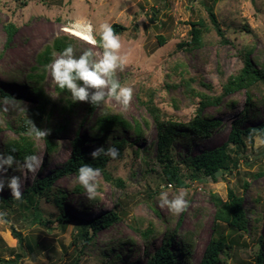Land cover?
I'll return each mask as SVG.
<instances>
[{
	"label": "rangeland",
	"instance_id": "obj_1",
	"mask_svg": "<svg viewBox=\"0 0 264 264\" xmlns=\"http://www.w3.org/2000/svg\"><path fill=\"white\" fill-rule=\"evenodd\" d=\"M210 10L220 23L225 40L215 29ZM76 20L91 23L94 31L104 23L126 26L120 37L121 52L127 55L128 62L116 70L115 78L133 89L132 100L124 108L108 96L94 112L89 110L90 103L79 102L68 115L66 128L54 135L59 144L57 150L48 153L44 138L35 141L36 154L43 163L37 173L25 174L22 194L36 178L64 165L72 155L76 136L84 139L82 146L89 151L124 139L123 155L108 163L114 180L101 172L94 200L87 197L82 187L75 189L79 185L75 173L58 180L56 185L68 192L64 205L73 220L67 223L56 221L59 210L49 199L42 198L38 203L47 220L44 223L32 214L33 209L26 202L6 204L1 196L12 197L10 189L0 192V264H146L161 244L164 231L168 226L177 227L179 220L181 233L188 229L197 231V246L190 264H199L208 240L220 232L229 245L221 264H256L259 253L264 252V148L257 150L247 140L237 167L230 172L220 173L217 180L208 177L203 181L188 180L189 186H176L166 179L157 163V126L146 103L153 98L168 118L189 121L196 114L198 98H189L183 85L167 84H178L193 76V87L219 95L222 84L243 67L246 51L251 50V57L264 61V0H0V90L13 94L0 100V151H4L8 139L18 138L22 120L30 118V109L35 106L26 75L35 64L38 51L55 37L69 35L76 41L77 54L88 49L98 56L102 54L99 45L90 44L72 31ZM9 23L16 27L10 38L6 29ZM195 25L202 28V38L190 47L185 43L192 42ZM45 88L58 100L50 70ZM251 93L253 98L248 104L245 91H240L209 106L206 114L222 119V126L211 137L175 141L176 160L222 144L235 122L242 128L264 124V82L255 85ZM233 100L238 101L236 106L230 105ZM106 110L134 124L140 120L144 136L138 138L133 128L119 124L108 131L102 142L89 141L97 115ZM84 117L87 121L82 124ZM54 120L63 122V115L55 112ZM231 148L232 156H236L237 147ZM184 170L189 175L187 167ZM7 175L20 173L9 169ZM120 179L122 182L117 183ZM162 186L170 199L178 190L187 191L185 211L174 216L167 206L160 207ZM230 188L244 199L249 229L241 231L220 222L215 233L217 208L212 195L227 200ZM111 209L120 211L122 219L102 229L94 242L78 245L76 220L90 219ZM153 224L159 234L147 245L138 230ZM13 229L22 234V242L14 236ZM179 246L178 241L173 248Z\"/></svg>",
	"mask_w": 264,
	"mask_h": 264
},
{
	"label": "trees",
	"instance_id": "obj_2",
	"mask_svg": "<svg viewBox=\"0 0 264 264\" xmlns=\"http://www.w3.org/2000/svg\"><path fill=\"white\" fill-rule=\"evenodd\" d=\"M210 16L216 31L225 40V34L220 26V23L216 19V16L212 10H210ZM203 24V23H202ZM113 30L117 34H121L126 30V26L120 23H113L111 25ZM9 38L16 30L14 24L9 23L6 25ZM192 42L185 43L187 46L195 45L201 41L202 28L196 25L192 29ZM98 40V37H97ZM76 41L69 35H62L55 37L51 42L47 43L35 56V64L30 67L27 73V82L31 86L32 93L35 97V106L30 109L31 116L29 119H23V124L19 126L18 138H10L6 141L4 151L15 150L14 155L18 159H23L25 155L36 154L35 141L30 139L27 135L29 129L35 124L36 127L46 130L47 136L44 137L47 143V152L52 153L57 150L59 144L54 139V135L59 133L60 130L66 128L68 124V115L74 112L78 103H72L70 98H67V93L56 87L59 98L54 100L50 94L46 91L45 81L47 77L46 66L52 62L56 53L63 51L69 44L74 45ZM97 45H99L97 43ZM251 50L245 52L244 65L234 75H231L222 84V94L211 95L204 91L198 90L193 87L195 78L185 77L178 84H167L170 87H178L183 85L185 94L189 98H198L196 106L195 116L186 122L176 121L168 118L167 115L159 108L153 101V98L146 103L151 116L157 126V163L162 168L166 179L176 186H189L188 180L203 181L208 177L217 180V172L224 174L230 172L231 169L237 167L242 154V148L245 147L249 134L252 132H264V124L257 126H250L246 128L239 127L238 122L231 127L227 139L220 145L211 149L203 150L198 154L187 155L179 161L174 156V142L177 140L192 141V139H200L204 137H211L212 134L218 130L222 124V119L215 118L206 114V110L209 106L219 104L224 96L233 95L240 91L246 93V104L252 101V88L264 82V61H260L258 58L251 57ZM201 83V82H200ZM211 87L210 84H203ZM10 95L6 91L0 90V100L2 98L7 99ZM238 101L233 100L230 102L231 106H236ZM97 107L90 104L89 110L94 112ZM246 108V107H245ZM58 112L63 115V122H57L54 120V114ZM87 121L83 118L82 124ZM144 123L148 125L147 119ZM122 124L125 128H133L137 132V137L144 136V127L140 120H136L131 123L130 121L118 117L113 112L106 110L97 115L95 122L92 125L91 136L88 139L91 142H102L105 137L108 136V131L113 127ZM84 139L81 136H76L73 140V151L70 158L64 163L62 167H59L49 174L36 178L31 185L26 187L22 198L19 202H26L32 207V214L37 216L39 220L47 223V220L43 219L41 210L38 206L39 201L42 198L49 199L53 202L59 213L56 215V221L61 223H67L73 220V217L65 210L64 200L68 195V192L58 187L56 183L58 180L66 175L75 173L77 175L78 169L83 164H90L95 168H99L107 179L114 180L108 169V163L111 161V157L101 155L99 158L93 160L91 153L82 146ZM126 141L115 140L111 146H115L119 149V156L123 155V148ZM231 145L237 147V155L232 156ZM140 153V151H137ZM184 166L190 171L189 175L184 170ZM117 183L122 180H117ZM82 186L77 185L76 190H82ZM213 201L216 205V213L214 217V232H217V225L220 222L229 224L230 227L247 231L249 229L250 218L248 216L247 209L244 207V199L232 188L229 189L228 199L223 200L218 194L212 195ZM1 199L6 204H12L17 202L12 197L1 196ZM121 212L116 209H111L101 213L90 219H77L78 232L75 236V242L79 243H92L94 237L104 228H109L116 222L122 219ZM164 223L168 226V221ZM180 220L177 223V227L171 229L170 226L162 234V242L155 249V251L147 259L146 264H190L193 259V254L196 250L197 239L196 230H185L183 233L179 230ZM144 242L149 245L152 241V237L157 236L156 226L148 225L146 228L139 229ZM13 234L19 241H23V236L20 232L13 229ZM180 242V246L177 249L173 248L174 243ZM30 249L32 246L28 243ZM83 248V246H82ZM229 245L225 240L224 235L220 232L218 235L211 237L204 247L199 264H221L224 262L223 253L227 251ZM111 252V248L108 249ZM181 255V259L178 256ZM116 256V255H115ZM256 264H264V252H260Z\"/></svg>",
	"mask_w": 264,
	"mask_h": 264
},
{
	"label": "clouds",
	"instance_id": "obj_3",
	"mask_svg": "<svg viewBox=\"0 0 264 264\" xmlns=\"http://www.w3.org/2000/svg\"><path fill=\"white\" fill-rule=\"evenodd\" d=\"M78 25L86 29L83 34L77 29ZM72 27L76 35H82L90 44L98 43L102 54L98 56L91 49L77 54L76 47L69 44L46 66L56 87L67 93V98L72 103L87 102L94 107H101L106 97L111 96L127 108L132 100L133 89L115 78L116 70L122 69L128 62L127 55L121 52L120 35L108 23L101 24L95 31L91 23L84 24L80 20L73 21ZM27 135L33 141H38L47 136V131L33 124ZM248 140L257 150L264 148V132H252ZM14 151H0V192L7 187L11 190L12 198L19 201L22 198L21 188L25 174L37 173L43 162L38 154H28L22 160L18 159ZM119 154V149L115 146H101L93 150L91 156L93 160L101 155L115 159ZM9 169L19 172L20 175L8 176ZM100 175L101 170L90 164H83L78 169L77 182L91 200L98 195ZM171 187L168 186L169 189ZM187 195V191L178 190V194L170 199L168 191L162 186L159 194L160 207L167 206L174 216L179 215L188 207Z\"/></svg>",
	"mask_w": 264,
	"mask_h": 264
},
{
	"label": "bare ground",
	"instance_id": "obj_4",
	"mask_svg": "<svg viewBox=\"0 0 264 264\" xmlns=\"http://www.w3.org/2000/svg\"><path fill=\"white\" fill-rule=\"evenodd\" d=\"M84 23V22H83ZM84 24H86V23H84ZM77 29L83 34L85 31H86V29L84 28V27H82V26H77ZM71 30V29H70ZM72 31L74 32V30H73V28H72ZM75 33V32H74ZM80 38H82V35H78ZM83 39V38H82ZM83 40H85V39H83Z\"/></svg>",
	"mask_w": 264,
	"mask_h": 264
},
{
	"label": "water",
	"instance_id": "obj_5",
	"mask_svg": "<svg viewBox=\"0 0 264 264\" xmlns=\"http://www.w3.org/2000/svg\"><path fill=\"white\" fill-rule=\"evenodd\" d=\"M219 174H220V171L217 172V175H219Z\"/></svg>",
	"mask_w": 264,
	"mask_h": 264
}]
</instances>
